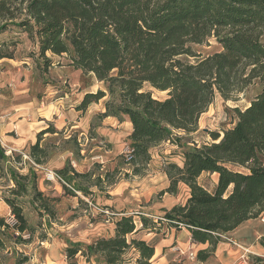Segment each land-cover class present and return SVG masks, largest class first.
<instances>
[{
  "label": "trees",
  "instance_id": "16d2710c",
  "mask_svg": "<svg viewBox=\"0 0 264 264\" xmlns=\"http://www.w3.org/2000/svg\"><path fill=\"white\" fill-rule=\"evenodd\" d=\"M19 9L24 18L17 25L34 38L44 69L53 63L47 54L66 57L75 69L103 82L107 91L86 92L78 109L84 111L107 96L105 111L98 116L126 118L131 123L128 142L133 151L128 160L122 158L133 165V174L139 173V164L148 163L150 149L169 140L174 130L196 131L217 92L230 99L253 83H261L246 106L232 108L235 119L230 127L209 131V143L184 150L181 166L166 162V191L175 195L178 184L183 183L189 190L183 204L166 210L156 221L138 212L122 214L115 220L112 234L89 244L67 245L68 264H74L72 259L78 253L87 261L95 256L98 264H125L124 255L131 249L138 253L134 264H150L154 248L132 236L135 214L143 228L154 229L156 223L164 222L177 229L180 226L175 223H182L191 233V241L208 242L207 249L196 253L197 260L206 261L220 240L215 233L232 231L264 212V0H0V18L13 21ZM209 38L220 49L200 56L192 47ZM144 84L165 91L166 96L155 98ZM44 133L57 130L49 123L37 133L29 148L37 164L46 156L40 146ZM0 155L4 156L2 150ZM203 172L217 174L212 190L198 183ZM57 173L71 182L67 166ZM32 174L10 171L15 187L13 197H4V201L16 224L11 226L0 218V249L3 235L28 242L20 236L30 228L16 197L27 194ZM74 175L90 178L91 173ZM109 175L108 171L104 179L97 175L94 184L100 186ZM31 187L35 188V179ZM34 192L43 198L42 193ZM15 232L19 234L15 236ZM27 260V256L19 257L16 264Z\"/></svg>",
  "mask_w": 264,
  "mask_h": 264
},
{
  "label": "rangeland",
  "instance_id": "374dc122",
  "mask_svg": "<svg viewBox=\"0 0 264 264\" xmlns=\"http://www.w3.org/2000/svg\"><path fill=\"white\" fill-rule=\"evenodd\" d=\"M15 14L16 19L13 21L0 18V26L5 25L0 30V55H2L0 58V100H4V103L11 107V112L19 111L20 103L35 99L34 97L42 98L44 101L46 91L56 90L53 93L54 98L64 97L67 94V97L62 100L64 108L66 106L76 108L79 100L83 98V95L81 98L79 97L81 88L84 87L85 82L91 81V77L88 74H84L85 77L83 74L73 75L71 74L72 70H69V74L77 77L76 80L80 81V86L72 85L73 82L64 74L66 72L64 70L72 66L68 64L66 57L56 55L47 54L53 63L44 69L41 59L37 57L38 47L34 38H29L27 32H23L17 25L24 18L20 14V9L15 10ZM192 48L200 56H206L219 51L220 46L213 38H209L207 42L193 45ZM189 61L196 60L189 58ZM55 70L64 71L62 74L67 78L64 76L60 78L58 74L54 73ZM143 87L152 90L153 96L157 99L166 96L165 92L156 91L148 84H144ZM260 88L261 83L255 82L245 91L234 93L230 99L222 98L217 92L213 102L199 118L197 130L189 132V134L174 130L173 136L169 140L150 149L148 163L143 167H141L142 164L138 165L137 168L140 171L135 174L136 176L131 172L133 165L126 163L122 158L129 145L125 124H121L116 129L109 125H102L95 114L90 116L85 123L76 126L71 127V125L65 124L61 129H56L54 126L57 133L44 134L40 139V146L46 151L44 162L39 164L40 167H32L28 164L16 163L19 160V155L15 150H12L14 163L6 156L4 151L12 147L2 133L3 123L1 121L0 139L2 143L0 142V150L4 156L0 155V218L3 217L10 225L15 224V221L11 210L3 200L4 197H13L11 190L15 187V182L11 179L10 171H15L18 175H28L32 172L33 174L27 184V194L16 197L30 228L28 231L22 232L20 236L22 240H28V242H16L12 237L3 235L2 238L5 242L3 249H0V264H16V260L24 256L28 257V261L23 264H38L42 260L44 249L49 247L46 242H49L50 246L58 251L63 250L65 255L66 239L71 241L87 239L91 242L99 237L112 234L110 228L115 222V215L109 206L102 204L103 199L108 198L106 186H109V182H118L122 186L125 185L124 187L144 186L143 189L148 193L151 187L160 183L158 172L161 167L166 166L165 162H176L181 166L184 150L209 143L211 141L209 131H221L223 128L230 127L235 119L234 113L231 111L232 108L246 106L251 97L260 91ZM13 119L17 121L22 117L17 115ZM51 123L54 125L53 122ZM5 134L15 138L19 136L14 125L11 131ZM29 148L30 145L17 150L31 156ZM32 159L34 160L33 157ZM64 166H67L68 177L71 178L69 184L75 189L79 188L78 185L85 188L89 191L88 194H84V191L79 189L80 193L74 191L73 194V191L61 180L50 181L45 178L44 168L57 173L58 169ZM117 166L120 168V173L113 171ZM105 169L109 171L110 177L105 179L100 186H95L96 179L70 176L72 170L80 173L94 172L95 176L101 173L103 176ZM154 174L157 175L155 180H153ZM32 179H35V188L31 187ZM197 181L203 186V174ZM210 185L211 180L207 176L205 186L212 190ZM104 186L106 190L102 192L98 190L99 187L104 188ZM177 188L178 192L175 197L179 202H184L189 195V190L183 183H179ZM124 190L128 195L129 188ZM34 191L42 193L43 198L36 196ZM159 196V192L153 193L152 202L155 203L159 200ZM41 204L45 208L40 207ZM135 219L137 218L135 217ZM8 231L12 232L11 229ZM17 234L19 233H14L15 236ZM137 255L136 249L128 251L124 255L125 264H134ZM72 261L74 264L77 261L80 264H91L90 258L87 261L81 253H78ZM66 263L68 264V260ZM94 264L98 263L95 261Z\"/></svg>",
  "mask_w": 264,
  "mask_h": 264
},
{
  "label": "crops",
  "instance_id": "0c3cea01",
  "mask_svg": "<svg viewBox=\"0 0 264 264\" xmlns=\"http://www.w3.org/2000/svg\"><path fill=\"white\" fill-rule=\"evenodd\" d=\"M72 67H67V69L64 70L66 71L64 74L67 75L69 80L73 82L72 85L80 86L79 79L76 80L77 77L73 75H82L83 73L79 69ZM62 68L65 67L62 66ZM69 70H72L71 74L73 75L69 74ZM64 71L55 70L54 73H56V75L58 74L60 78H63L64 75L62 73ZM84 74H88V76L91 77V81L88 83L85 82L84 87L81 88V95L79 93L80 98L82 95L84 96L86 92H96L100 89L106 91L103 82L98 81L94 74ZM86 75H84V77ZM64 78L67 77L64 76ZM55 91L56 90L46 91L44 94V101L42 98L34 97L35 99L22 102L19 104L20 110L13 112H11V107L4 103V100H0V121L3 123L1 130L4 136L8 139V143L12 147L11 150L14 151L34 144L36 142L35 140H37V133L48 126V122H53L54 125L52 123L51 124L55 126L56 129H61L62 126H65V124L71 125L72 127L80 123H85V121L90 116L95 114L96 118L101 121L102 125H109L111 127H115L116 129L119 128L121 124H125L126 136L130 135L131 123H129L126 118H124V120H120L117 117L112 116H105L101 118L98 116L100 113L105 111L104 101L107 98L106 96L101 98L98 102H92L88 105L86 110L83 111L78 109L79 102L82 100V98H79L80 100L76 108H70L69 106L64 108L62 100L67 97V94H65L64 97L59 96L54 98L53 93ZM17 115L22 117V119H17V121H14L15 119L13 118ZM13 125L15 126V129H17V133L19 135L16 138L5 134L11 131ZM119 169L120 168L117 166L113 171L117 172ZM101 170L102 169L100 168V171ZM107 171L108 170L105 169L103 171V175ZM70 172V176H73V172L75 171L72 170ZM76 173L80 172L77 171ZM89 173H91L90 178L94 179L96 177L94 172ZM118 173H120V171ZM158 174L161 180L160 183L154 187H151L148 193L143 189L144 186L138 187L132 185V187H124L125 185L122 186L118 182H111L109 183V186H106L108 188L106 191L108 198L103 199L102 204L107 205L112 209L111 211L115 215L114 220L119 218V216L122 214H133L138 212L142 215H149L151 216L150 218L156 221L157 217L162 216L166 210L171 209L177 204H183V202H179L177 200L175 195L166 191L168 179L162 167ZM133 175L136 176L135 174ZM66 176H69V171ZM99 176L104 179V176H102L101 173ZM207 176H209L211 180L210 188H215L214 186L217 181V174L203 172V186H205V179ZM156 178L157 175L154 174L153 180ZM125 188H129V192H127L128 195L124 190ZM73 189L75 192L80 193L78 189ZM98 190L102 192L103 190H106V188L105 186L104 188L99 187ZM162 190H164V192L160 194V199L155 203L152 202V194L158 192L161 193ZM4 203L6 204L5 201ZM135 217L138 220L136 219V229L132 236L144 240L148 245H151L154 248V254L150 259V264H170L179 261H183L185 264H264V221L261 220V218L264 217V212L259 214L257 217L244 221L243 223L236 226V228L232 231L222 232V237H220V240L217 242L214 250L208 259H206V261L197 260L196 253L199 250L207 249V247H209L208 242L199 243L191 241V233L186 227L182 226L176 229L175 227L163 222L156 223V228L154 229L143 228L141 220L139 219V215L135 214ZM114 226L115 225L113 223L110 228L112 233ZM66 242L67 246L76 242L89 244L90 240L85 239L83 241H71L70 239H66ZM232 242L238 243L239 245L246 248L248 253L244 255L243 250L237 245H234ZM46 243L49 245V247L44 249L45 252L42 256V260L38 262V264H67L63 250L58 251L56 248L50 246L51 244L49 242ZM189 252L195 254L193 259L189 258ZM255 258L263 260L256 261ZM90 260L91 264H94L95 256H91ZM76 264L80 263L77 261Z\"/></svg>",
  "mask_w": 264,
  "mask_h": 264
},
{
  "label": "built area",
  "instance_id": "2783aa9c",
  "mask_svg": "<svg viewBox=\"0 0 264 264\" xmlns=\"http://www.w3.org/2000/svg\"><path fill=\"white\" fill-rule=\"evenodd\" d=\"M0 123H1V121H0ZM0 142L2 143L1 139H0ZM2 146H3V145H2ZM15 151H17V153H18V155H19V160H18L16 163H18V164H20V165H21V163H22V164H28V165H30V166H32V167H40L39 164H36V163L34 162V160L32 159V157H31L30 155L26 154L25 152H23V151H21V150H15ZM132 151H133L132 146L128 145V146H127L126 154L124 155V158H125L126 160H128V159L131 157V153H132ZM4 153L6 154V156H7L8 158L11 159V161H12L13 163L15 162V159H14V157H13V153H12V150H11V149H9V150H5ZM44 170H45V172H44L45 178H47V179L50 180V181H53V180H56V179L61 180V181H62L63 183H65V185H67L72 191H74V189L72 188V186H71L70 184H68V183L64 180V178L61 177L60 174H58V173H56V172H54L53 170L48 169V168H44ZM11 215H12V214H11ZM12 216H13V215H12ZM13 218H14V217H13ZM4 220H5V219H4ZM261 220L264 221V217L261 218ZM14 221H15V219H14ZM5 222L8 223V221H5ZM14 223H15V222H14ZM8 224L10 225V223H8ZM15 224H16V223H15ZM15 224H13V225H11V226H14ZM175 224H178L180 227H182V223H180V222H176ZM215 234L218 235L219 237H222V233H221V234H220V233H215ZM232 243H233L234 245H237L238 247H240V248L243 250L244 255H245L246 253H248V250H247L246 248H244L243 246H241V245H239L238 243H235V242H232ZM188 256H189L190 259H193V257L195 256V254L192 253V252H189ZM242 257H244V256H242Z\"/></svg>",
  "mask_w": 264,
  "mask_h": 264
}]
</instances>
